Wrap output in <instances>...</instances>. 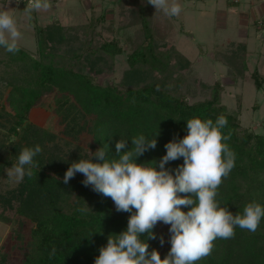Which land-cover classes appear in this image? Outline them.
Here are the masks:
<instances>
[{"label":"trees","instance_id":"trees-1","mask_svg":"<svg viewBox=\"0 0 264 264\" xmlns=\"http://www.w3.org/2000/svg\"><path fill=\"white\" fill-rule=\"evenodd\" d=\"M114 4L119 22L102 14L91 17L86 24L64 25L56 20L38 28V58L19 45L15 54L0 47V53L9 55L7 62L18 60L20 67L23 64L37 73V88L21 87L14 82V91L8 98L14 113L6 114V118L11 117L8 120L14 137H21L20 127L28 132L24 148L39 145L42 149L34 157L38 167L31 169L32 175H26L20 188L21 195L30 196L24 217L10 233L22 249L21 256L12 262L9 253H0V264H91L110 235L127 229L131 215L117 212L110 197L86 187L83 174L77 173L65 184L63 178L68 168L43 161L47 153L42 145L52 134L38 126L30 129L27 120L44 92L56 90L63 94L64 101L58 104L57 111L61 109L70 123L65 131L78 135L91 127V148L96 151L107 144L110 159L116 155L115 144L120 139L127 140L122 150L127 151L132 148L134 136L155 138V149L146 151L136 162L156 161L157 170L158 162L166 154L165 144L187 135L188 119L215 122L219 115H224L228 123L222 132L230 134L227 143L235 153V166L219 186L217 199L233 214H242L253 201L264 206V121L262 131L245 126L241 121L242 104L239 102L237 110H232L223 103L225 85L219 79L212 84L200 81V86L209 88V95L191 102L189 95L196 94L189 88L192 62L168 41L169 31L156 22L154 6L147 0H114ZM125 34V42L132 47L127 57L128 68L118 83L98 82L91 72L115 69L116 57L124 52L121 40ZM228 47L217 51L215 60L228 68L236 83L248 77L247 49L243 42L232 41ZM251 78L258 90H264V73L254 69ZM193 79L196 84V78ZM1 110L4 113L7 109L1 105ZM0 116L5 117L1 112ZM77 153L73 152V157ZM93 162H98L95 157ZM182 164L181 157L168 162L165 168L174 174ZM73 190H79L78 203L72 210H65L63 200ZM82 194L86 199L81 198ZM87 206V212L78 211ZM182 210L188 209L182 206ZM157 229L158 223L153 229L156 239H148L147 234L141 238L146 239L149 252L155 249L165 257L171 248V234L165 248ZM53 247L56 254L50 259ZM197 264H264V218L254 233L236 227L233 238L215 240L212 253Z\"/></svg>","mask_w":264,"mask_h":264},{"label":"clouds","instance_id":"clouds-1","mask_svg":"<svg viewBox=\"0 0 264 264\" xmlns=\"http://www.w3.org/2000/svg\"><path fill=\"white\" fill-rule=\"evenodd\" d=\"M147 3L168 17L178 16L182 11L179 4L169 0H147ZM50 6L49 0H27L24 11L31 18L33 12L48 10ZM21 36L14 16L0 11V47L17 53ZM227 123L222 114L215 122L188 119L187 135L165 144L166 154L158 162L159 170L156 161L136 162V158L156 147V139L149 140L143 134L131 139L132 148L127 151H122L127 140L117 141L116 155L111 159L105 144L94 153L90 151V159L71 163L63 178L65 184L81 173L85 177L82 183L110 197L117 212L131 213L127 229L109 236L94 264H197L212 253L215 240L233 238L236 227L256 232L264 218V206L253 201L244 207L242 214H233L217 199L219 186L235 166V153L227 143L230 134L222 132ZM41 151L39 145L23 148L9 175L31 176V169L38 167L34 157ZM93 157L98 162H93ZM181 157L183 164L174 174L165 168L168 162ZM182 206L188 210L183 211ZM88 210V206L78 209L82 213ZM158 222L170 225L171 248L163 259L157 250L149 252L146 239L141 238L147 234L148 239H156L153 229ZM160 243L163 245V237ZM55 254L53 247L49 258Z\"/></svg>","mask_w":264,"mask_h":264},{"label":"rangeland","instance_id":"rangeland-1","mask_svg":"<svg viewBox=\"0 0 264 264\" xmlns=\"http://www.w3.org/2000/svg\"><path fill=\"white\" fill-rule=\"evenodd\" d=\"M89 1L49 0L51 6L48 10L33 12L29 18L24 11L27 0L18 4L16 0H0V11H8L14 16L22 33L18 45L38 58L36 36L38 28H43L44 25L56 20L64 25L86 24L91 17L102 14L107 18H115L119 22L114 2L91 0L95 5H93L94 10L89 11ZM240 1L241 3L229 5L227 0H169L170 3L175 2L181 6V13L175 17H168L162 11H157L155 20L160 26L168 29V41L173 43L192 62V70H189L191 73L189 88L196 94L189 95V100L192 102L209 95V88L200 86V81L212 84L219 79L225 85L222 95L223 103L230 109L237 110L240 102L242 104L240 112L242 123L257 131H262L264 90H258L255 87L251 73L254 69L264 73V38L262 37L264 35V10L261 9V3L264 0H253L252 4H244L246 0ZM247 2L249 1L247 0ZM238 10L247 17L244 24L247 22L249 24L243 27L240 25L242 19ZM239 31H244L246 37L239 36ZM126 36L127 34L121 40L124 52L116 57L115 69L104 70L101 73L91 72L96 76L98 82L118 83L122 78L124 70L128 68V54L132 51L131 45L125 42ZM232 41L245 43L249 65L248 77L239 79L236 83L231 79L228 68L215 60L217 51H225ZM8 60L9 55L0 53V112L5 115V117L0 116V253H9V258L15 262L16 257L21 256L22 249L17 245L15 235L10 237V233L16 227V222L24 217L26 202L29 201L30 196L20 193L26 175L23 178H18L15 175H9V172L12 171V166L16 164L18 155L24 148V138L27 137L28 132L23 131V128L20 127L18 130L22 133L21 137L12 135L10 120H8L11 117L6 118V114H13L14 109L9 105L8 98L14 91V82L15 85L18 84L21 87L37 88L39 78L33 71L34 69H28L23 64L20 67L21 62L19 63L18 60L10 59L7 62ZM193 78H196V84L193 83ZM62 95L56 90L44 92L41 101L29 113L27 120L29 126L27 127L32 129L34 126H38L52 134V137L42 145L47 153L44 162L50 160L53 165H59L60 168H69L74 160L90 159V151L94 152L95 149H92L90 145L93 142L91 127H87V129L89 128L87 131H82L78 135H69V132L65 131L70 123L65 120L61 109L60 112L57 111L58 104L64 101ZM1 105L7 109L4 113L1 110ZM73 152H78L75 157H73ZM78 194L79 190H73L66 194L67 199L63 200L65 210H72L76 207ZM81 196L82 199H86L83 194ZM169 228V225L158 222L157 233L160 239L163 237V245L168 240ZM28 234L29 225L27 224L26 238H28ZM163 247L166 248V245ZM160 256L164 258L163 253ZM94 262L95 260L91 264Z\"/></svg>","mask_w":264,"mask_h":264},{"label":"crops","instance_id":"crops-1","mask_svg":"<svg viewBox=\"0 0 264 264\" xmlns=\"http://www.w3.org/2000/svg\"><path fill=\"white\" fill-rule=\"evenodd\" d=\"M249 2H247V0L244 2V4L246 3V4H248V3H250V4H252L254 1L253 0H248ZM114 2V0H110V3H113ZM227 3H229V5L231 4V3H241V1L240 0H233V2H232V0H227ZM114 4V3H113ZM264 2L263 3H261V9H263L264 10ZM93 5H95L94 4V2L92 1L91 2V0L89 1V11H92L94 8H93ZM244 9H246V7H243ZM220 12H224V11H220ZM237 12H239V13H241L240 14V18L242 19V23H240V25L243 27V26H245L246 24H249L248 22L247 23H245L244 24V20L245 21H247L246 19H247V17L241 12V11H237ZM238 13V14H239ZM255 20V19H254ZM263 26H264V24H263ZM262 31V30H261ZM247 35H248V33H247ZM239 36H241L242 38L243 37H246V33L244 32V31H239ZM262 37L264 38V35H262ZM241 41H243V40H241Z\"/></svg>","mask_w":264,"mask_h":264},{"label":"built area","instance_id":"built-area-1","mask_svg":"<svg viewBox=\"0 0 264 264\" xmlns=\"http://www.w3.org/2000/svg\"><path fill=\"white\" fill-rule=\"evenodd\" d=\"M23 1V0H20V2Z\"/></svg>","mask_w":264,"mask_h":264}]
</instances>
